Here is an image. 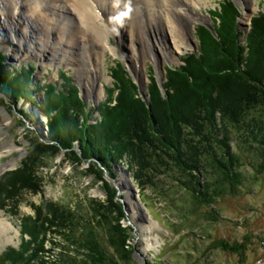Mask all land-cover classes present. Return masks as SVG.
Masks as SVG:
<instances>
[{
	"label": "trees",
	"instance_id": "16d2710c",
	"mask_svg": "<svg viewBox=\"0 0 264 264\" xmlns=\"http://www.w3.org/2000/svg\"><path fill=\"white\" fill-rule=\"evenodd\" d=\"M218 13L221 17L214 27L218 40L199 27L203 31L199 33L201 55H189L184 66L168 71L165 95L152 80L155 86L149 89L152 117L138 87L119 66L112 70L116 81L112 93L98 105L99 119L92 124L94 110L79 96L78 88L70 80L63 77L64 89L52 83L44 86L49 139L31 140V155L19 169L4 175L3 182L0 179L1 207L3 196L11 199L7 188L13 185L22 184L33 192L39 189L36 167L45 155L65 150L76 163L90 162L89 171L108 190L111 207L99 206L102 213L98 215L100 224L107 228L108 249L113 250L116 259L113 252L101 245L94 224L90 226L74 210L48 205L47 210L38 208V216L30 219L31 225L23 223L30 242H25L20 251L5 250L0 255V264H123L117 258L125 264L130 261L133 229L123 224L127 219L120 201L123 198L104 179L98 164L112 179L114 164H129L144 194L148 186L160 188L154 180L157 174H168L174 189L170 193L175 191L187 197L193 206L187 209L193 210L190 213L196 208L213 206L224 195L244 193L249 177L244 174L247 161H241L240 152L247 145L259 148L261 165L256 172L264 171V12L253 18L244 47L239 43L240 32H233L238 17L235 5L223 0ZM5 58L0 53V83H5L4 91L13 100L28 97L29 77L36 67L30 63L21 71L12 72L5 68ZM235 77L240 80L239 86L233 85ZM256 109L261 112L259 118L247 119L249 112ZM138 157L142 158V166L138 165ZM161 194L164 200L171 196L165 191ZM44 223L56 232H63L68 242L81 247L86 258L78 261L75 256L63 255L60 262H49L50 253L42 249L39 253L36 249L42 246L40 236L46 239L45 232H36L42 226L44 230Z\"/></svg>",
	"mask_w": 264,
	"mask_h": 264
},
{
	"label": "rangeland",
	"instance_id": "374dc122",
	"mask_svg": "<svg viewBox=\"0 0 264 264\" xmlns=\"http://www.w3.org/2000/svg\"><path fill=\"white\" fill-rule=\"evenodd\" d=\"M229 1L238 11L233 32H240L239 43L241 47H244L247 44L253 18L259 12H264V0H244L248 1L252 11L247 7L246 10L244 9L242 0ZM222 3L223 0L191 2L190 5L196 11V13L192 11V14H198L200 19L195 20L194 27L190 26L193 38L188 32V48H182L181 52L176 51L167 32L159 35L147 22L144 24L145 32H129L128 21L120 24L121 28L125 25L126 27L123 32H110L109 44L115 50L105 51L103 62L96 68L101 72V77L99 76L100 78L96 80L93 89L88 83L91 89L90 94L85 83L84 65L88 64L86 67L90 70L92 68V72L94 67H90L85 56V61L82 60L81 42L86 32H74L78 24L77 20L70 18L65 32L27 33L34 37V39L31 38L33 41L30 40L27 45L31 44L36 54H39V50L42 49L39 39L43 38L42 42L45 41L46 44H41L44 52L46 51L42 61L30 52L29 55L21 53L22 58L20 55L16 56L19 57L17 61L13 58L15 55L13 50L0 45V53L6 56L4 65L7 70L21 71L30 63L36 67V71L29 77V86L32 90L30 89L31 94L29 93L28 97L13 100L4 91L5 83H0L2 93L0 98L2 96L5 99L4 105L0 106V151L4 150L5 145H15V150L6 152L0 161L3 164L16 162L13 168L0 174L2 182L4 175L19 169L24 160L31 155L33 151L31 140L38 137L43 141L46 138L49 139L44 86L52 83L64 89L63 77L70 80L72 85L78 88L79 96L88 103V107L93 108L94 113L90 120L92 124L99 119V113L95 111V107H98L109 97L108 94L112 93L110 92L112 84H116L112 70L119 66L138 87V92L145 98L144 100L142 97L144 102L151 107L149 89L155 88L152 86V80L165 95L164 84L168 82V71L184 66V60L189 55L193 54L197 57L201 55L199 33L203 31L199 27L210 32L214 39L218 38L214 27L219 23L218 18L221 15L218 12L221 10ZM21 11L25 13L27 10L22 8ZM1 13L2 11L0 12L2 24L4 20L1 19L3 18ZM0 34L3 35L1 32ZM160 38L166 50L172 52V56L166 61L163 60L158 46ZM131 39L134 40L133 43ZM216 39L215 41L218 40ZM13 47L15 48L14 44ZM148 48L152 51L145 54L143 51ZM23 49L25 50L26 47ZM96 50L97 53H101L99 47ZM6 69L3 70L7 71ZM237 79V77L233 78V85L241 84ZM149 110L152 117V107ZM260 113L259 109L251 111L247 119L259 118ZM24 114L35 120L33 121L31 117H24ZM257 150H259L258 147L250 144L240 152L241 161H247L244 174L246 178L249 177L245 181L244 193L239 196L224 195L213 206L208 205L201 208L194 206L196 209L193 213H190L193 210H187L190 207L193 208L187 197L175 191L170 193L174 189L171 188L173 183L168 174L167 176L157 174L154 180L160 188H155L153 185L148 186L144 194L140 192L138 182L133 177L135 174L129 164H114V179L98 164L99 170L110 182L109 185L113 188L117 187L118 196L123 198L127 217L123 222L124 226L133 229L130 242L133 253L127 264H152L154 261L158 262L157 264H264V171L256 172V168L261 165V157ZM69 154V151L63 150L56 155H45L42 158L41 164L36 167V176L39 178L38 184L40 185L36 192L26 190L25 186L19 183L13 185L12 188H7L12 197L11 199L2 197L0 219L10 222L14 227L8 235L0 238V255L8 248L20 251L25 242H30V236L23 230V223L31 225L30 219L33 220L38 216V208L42 207L44 210L46 207L47 210L48 205L74 210L79 217L90 222V226L94 224L101 245L113 252L111 248L108 249L107 228L100 224L98 215L99 212L102 213L99 206L111 207L107 187L97 175L89 171L90 162L76 163ZM138 159L140 160L138 165L142 166V158L138 157ZM34 165L37 166V164ZM137 175L140 176V170ZM169 187L171 189H168ZM163 190L171 194L167 200L163 199L164 196L161 194ZM171 202H174L176 207H173ZM45 218L48 220V216L45 215ZM211 218H215L216 221ZM46 219L45 222H47ZM44 225V230L43 226H40L41 228L36 232H45L46 239L43 240L40 236L42 246L38 245L36 249L39 253L41 249L45 250V253L47 251L50 253L51 259L50 261L46 259L47 261L60 262L63 255L75 256L78 261L86 258L81 247L68 242L63 232H56L55 228H49L46 223ZM144 234L157 237L159 244L153 245L152 248L148 247L147 235ZM112 254L115 255L114 252ZM114 258L116 259V255ZM117 260L125 264L123 259L117 258Z\"/></svg>",
	"mask_w": 264,
	"mask_h": 264
},
{
	"label": "bare ground",
	"instance_id": "6f19581e",
	"mask_svg": "<svg viewBox=\"0 0 264 264\" xmlns=\"http://www.w3.org/2000/svg\"><path fill=\"white\" fill-rule=\"evenodd\" d=\"M195 1L196 0H0V12L2 11L1 17H3L1 19L4 20L2 24L0 21V32L3 34H0V45L13 50V54H15L13 58H15V60H19V57L17 58L16 56H19L21 53L29 55L30 52L31 55L36 56L35 58L42 61L43 55L46 52H44L42 46L46 44L45 41L42 42L43 38L39 39L42 44H40V48L42 49L39 50V54H36L31 44L27 45L34 37L32 34L28 35L27 33L65 32V27H67L69 19L72 18L77 20L78 24H76L77 27H75L74 32H86L81 42L82 60L85 61V56L88 59V63L91 65L90 67H94L92 72V68L91 70L88 69L86 67L88 64H85V70L83 69L85 72L80 70V72H84L85 83L87 84L90 94L91 89L89 84L93 89L96 80L101 77V72L96 68L103 62L105 51L108 49L112 51L115 50L109 44L110 32H123L126 25L121 28L120 24L125 21H128L130 27L129 32H145L144 24L147 22L153 31L158 32L159 35H161L162 32H167V35H170L172 39L176 51L181 52L183 51L182 48H188V32L191 38H193L190 26L194 27L195 20L200 19L198 14H192V11L194 13H196V11L190 4ZM242 1L244 9L246 10L247 7L252 11V8L250 9L248 5V1ZM22 8L27 11L23 13V11H21ZM119 11L121 12L119 13ZM196 16H198V18H196ZM145 19H147V21H145ZM132 35L134 37V34ZM131 42L133 43L134 40L131 39ZM17 46L19 48H16ZM158 46L163 60H168L169 57L172 56V52L166 50L161 38L158 42ZM24 47H26L25 50L23 49ZM97 47L101 49V53L96 52ZM150 51L152 50L148 48L143 52L146 54L150 53ZM155 62L158 63V61ZM92 63H96L97 65L93 66L94 64ZM13 150H15V145H5L4 150L0 151V159L6 152H12ZM15 163V161H12L3 164L0 161V174L7 169L13 168ZM13 227L14 226H12L10 222L0 219V238L3 235H8ZM149 229H151V227H149ZM147 236L146 241L148 247L152 248L153 245L159 244L157 237H153L151 234ZM11 239H13V237H11Z\"/></svg>",
	"mask_w": 264,
	"mask_h": 264
},
{
	"label": "water",
	"instance_id": "95a60500",
	"mask_svg": "<svg viewBox=\"0 0 264 264\" xmlns=\"http://www.w3.org/2000/svg\"><path fill=\"white\" fill-rule=\"evenodd\" d=\"M0 94L2 95V93L0 92ZM143 97V96H142ZM4 97H2L1 96V98H0V104H2V105H0V106H3L4 105V101H5V99H3ZM143 99L145 100V98L143 97ZM149 108H151V107H149ZM98 110V107H95V111H97ZM151 110V109H150ZM104 179L107 181V179H106V177H105V175H104ZM109 182V181H108ZM114 189H116L117 190V188L116 187H114ZM117 195H119V192L117 191ZM121 201V203L123 204V202H122V200H120ZM123 207H124V204H123ZM124 212H125V214H126V210H125V207H124Z\"/></svg>",
	"mask_w": 264,
	"mask_h": 264
}]
</instances>
